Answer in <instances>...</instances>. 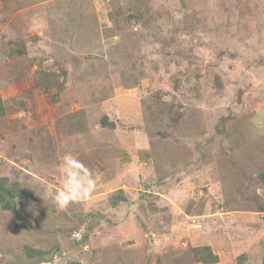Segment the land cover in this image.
<instances>
[{"label": "rangeland", "instance_id": "obj_1", "mask_svg": "<svg viewBox=\"0 0 264 264\" xmlns=\"http://www.w3.org/2000/svg\"><path fill=\"white\" fill-rule=\"evenodd\" d=\"M0 96V264H263L264 0H0Z\"/></svg>", "mask_w": 264, "mask_h": 264}, {"label": "clouds", "instance_id": "obj_2", "mask_svg": "<svg viewBox=\"0 0 264 264\" xmlns=\"http://www.w3.org/2000/svg\"><path fill=\"white\" fill-rule=\"evenodd\" d=\"M59 168L61 187L51 197L52 202L63 209L88 199L95 188V178L91 171L71 153L65 154Z\"/></svg>", "mask_w": 264, "mask_h": 264}, {"label": "trees", "instance_id": "obj_3", "mask_svg": "<svg viewBox=\"0 0 264 264\" xmlns=\"http://www.w3.org/2000/svg\"><path fill=\"white\" fill-rule=\"evenodd\" d=\"M5 114V108L3 104L2 97L0 96V116H4ZM105 123L108 121V117H104ZM113 125L115 123L113 122ZM22 195V193L19 191V182L13 181L10 182L7 177L0 178V206L4 210H10L12 212L13 218L16 221H22L24 218L23 214L18 211L17 205H16V197H19ZM114 203H117L120 201V198H116V200H113ZM15 222V225L24 227V222ZM22 227V228H23ZM26 260L29 259H37L39 260L41 257H43L46 254H51L52 252L56 251L58 249V245L56 247L50 249L49 251L44 250H36L32 246L26 245ZM195 256L199 261H203L206 264L214 263L218 260V255L215 254L210 246H198L194 249ZM245 255V254H243ZM263 264H264V254H263Z\"/></svg>", "mask_w": 264, "mask_h": 264}]
</instances>
